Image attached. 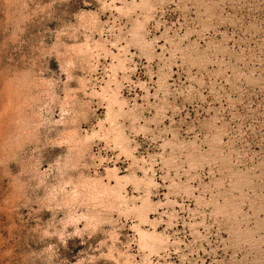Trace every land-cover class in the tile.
I'll use <instances>...</instances> for the list:
<instances>
[{
	"label": "rangeland",
	"instance_id": "374dc122",
	"mask_svg": "<svg viewBox=\"0 0 264 264\" xmlns=\"http://www.w3.org/2000/svg\"><path fill=\"white\" fill-rule=\"evenodd\" d=\"M0 264H264V0H0Z\"/></svg>",
	"mask_w": 264,
	"mask_h": 264
}]
</instances>
